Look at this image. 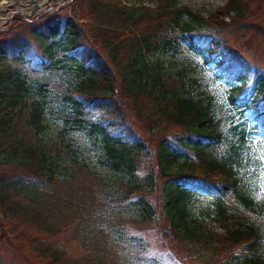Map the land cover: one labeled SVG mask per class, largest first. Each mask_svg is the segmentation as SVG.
I'll list each match as a JSON object with an SVG mask.
<instances>
[{"label": "trees", "instance_id": "trees-1", "mask_svg": "<svg viewBox=\"0 0 264 264\" xmlns=\"http://www.w3.org/2000/svg\"><path fill=\"white\" fill-rule=\"evenodd\" d=\"M125 2L72 0L69 15L0 30L1 248L23 263L22 249L43 264H162L140 234L154 229L177 264H264V69L230 31L264 25V0L206 18ZM183 47L232 86L223 101L165 59Z\"/></svg>", "mask_w": 264, "mask_h": 264}, {"label": "rangeland", "instance_id": "rangeland-1", "mask_svg": "<svg viewBox=\"0 0 264 264\" xmlns=\"http://www.w3.org/2000/svg\"><path fill=\"white\" fill-rule=\"evenodd\" d=\"M0 0V30H4L8 24L12 21L13 18L19 17L22 19H32L37 18L40 15H45L47 13L59 12L64 10L63 14L66 13L69 15L70 9L68 8L72 0H45L43 7H39L36 13H33L35 6H39V0ZM160 0H127L125 2L128 6H133L137 9L142 8H154ZM227 0H177L179 6L188 7L192 11L200 14L203 17H217L216 11L222 7ZM85 6V4H83ZM251 10L253 13L257 12V7L255 3H250ZM259 13V12H258ZM259 16L261 13L258 14ZM260 18V17H259ZM243 26H237L234 29H231L232 39L235 40V44L239 45L242 49L239 50V54L243 56L245 61L251 62L253 65L256 64L259 67L264 69V25L256 23L254 20L250 25L242 23ZM261 29L259 32L251 33L249 30H256V27ZM257 29V30H258ZM261 33V34H259ZM236 48V46H235ZM183 53L180 54L177 58H171L165 56V59L170 64H176L177 67H185L191 74L199 79L201 84L205 85L206 91L210 92V95L215 97L218 102L223 101L225 94L229 90L230 85H227L221 81L215 80L213 78L212 72L209 70V67L203 65L202 61L191 54L189 51L182 48ZM168 63V64H169ZM129 108V107H127ZM130 115H132L131 109L129 110ZM264 142V139H263ZM253 143L256 144L257 141L253 140ZM102 176H114V173L107 171L105 169L99 168L97 170ZM254 183V190L256 193L257 199H262L264 202V161L263 166L260 171H258L257 177ZM210 199L205 196H199L190 206V214L194 218H200L204 223L206 219V213L209 210ZM140 234L149 241L150 248L156 253L161 260L162 264H177L175 263V258L169 252V250L163 247L161 240L158 234L154 229L141 231ZM18 235V233L16 234ZM12 238V241L15 243V237ZM30 235V231L25 230L19 233L20 240L23 241L27 239ZM1 244H4V241H0ZM26 244V242H24ZM0 245V264H43L41 261L34 259L28 250L22 249L23 255L28 259L29 263H23V261L16 256L8 248L3 249ZM109 245H107V250ZM104 250V249H102ZM102 250H100L102 252ZM183 255V254H181ZM180 255V256H181ZM109 262H113L115 258L112 256L108 257Z\"/></svg>", "mask_w": 264, "mask_h": 264}, {"label": "bare ground", "instance_id": "bare-ground-1", "mask_svg": "<svg viewBox=\"0 0 264 264\" xmlns=\"http://www.w3.org/2000/svg\"><path fill=\"white\" fill-rule=\"evenodd\" d=\"M15 0H12L11 2H13ZM39 5V7H43V5L45 4V0H39V3H37Z\"/></svg>", "mask_w": 264, "mask_h": 264}, {"label": "water", "instance_id": "water-1", "mask_svg": "<svg viewBox=\"0 0 264 264\" xmlns=\"http://www.w3.org/2000/svg\"><path fill=\"white\" fill-rule=\"evenodd\" d=\"M38 9H39V6L36 5L34 10H33L34 11L33 13H36Z\"/></svg>", "mask_w": 264, "mask_h": 264}]
</instances>
